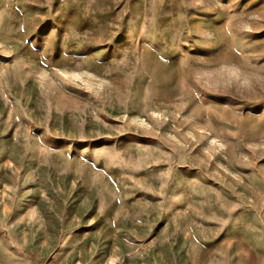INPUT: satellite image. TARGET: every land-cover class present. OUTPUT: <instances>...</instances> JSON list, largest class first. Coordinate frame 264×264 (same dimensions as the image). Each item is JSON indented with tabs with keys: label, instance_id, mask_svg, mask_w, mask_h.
Here are the masks:
<instances>
[{
	"label": "rangeland",
	"instance_id": "374dc122",
	"mask_svg": "<svg viewBox=\"0 0 264 264\" xmlns=\"http://www.w3.org/2000/svg\"><path fill=\"white\" fill-rule=\"evenodd\" d=\"M0 264H264V0H0Z\"/></svg>",
	"mask_w": 264,
	"mask_h": 264
}]
</instances>
